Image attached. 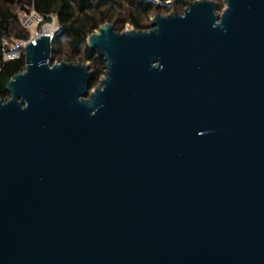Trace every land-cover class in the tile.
I'll use <instances>...</instances> for the list:
<instances>
[{"label":"water","instance_id":"1","mask_svg":"<svg viewBox=\"0 0 264 264\" xmlns=\"http://www.w3.org/2000/svg\"><path fill=\"white\" fill-rule=\"evenodd\" d=\"M105 24V61L24 49L0 100V264H264V0Z\"/></svg>","mask_w":264,"mask_h":264},{"label":"trees","instance_id":"2","mask_svg":"<svg viewBox=\"0 0 264 264\" xmlns=\"http://www.w3.org/2000/svg\"><path fill=\"white\" fill-rule=\"evenodd\" d=\"M174 1V13L178 14H183L188 5L194 2ZM166 7L150 0H0V100L7 101L10 98L6 86L26 65L24 52L18 59L4 60V54L9 50L4 45L5 41L11 43L12 40L30 39L17 11L38 14L42 18L41 27L52 24L53 17L58 18L60 31L53 42L52 63H89L94 73L92 87L100 76L105 75V61L90 51L87 46L88 37L105 24L113 25L119 33L124 32L127 25L136 31L150 30L148 21L152 15L168 12Z\"/></svg>","mask_w":264,"mask_h":264},{"label":"rangeland","instance_id":"3","mask_svg":"<svg viewBox=\"0 0 264 264\" xmlns=\"http://www.w3.org/2000/svg\"><path fill=\"white\" fill-rule=\"evenodd\" d=\"M150 1H154L156 4L160 5V6H167L166 8L168 9V12L164 11L163 16H168V15H172L174 13V9H173V5L175 4L174 0H168L166 2H163L161 0H150ZM194 1H201V0H194ZM215 1V0H212ZM218 6H219V12H222L225 8V3L223 0H216L215 1ZM185 11V10H184ZM182 11V12H184ZM181 13V11H180ZM17 15L21 21L22 27L29 33V35H35V34H39L42 35L45 31L47 27H54V31L56 32V29L59 27V22H58V18L55 16L53 17V21L52 24H50V26H40L39 23V18L37 17V15L34 12H31V14H26L25 12L19 10L17 11ZM155 18L154 15H152V17L150 18V20L148 21L149 26H151L152 20ZM133 29L132 27H130L129 25H127L125 27V31L126 30H131ZM52 62V61H51ZM53 64V63H52ZM89 65V63H87ZM105 78V75L100 76V78L97 80L96 85L92 86L90 91L95 90L96 88L101 86V82L102 80Z\"/></svg>","mask_w":264,"mask_h":264},{"label":"built area","instance_id":"4","mask_svg":"<svg viewBox=\"0 0 264 264\" xmlns=\"http://www.w3.org/2000/svg\"><path fill=\"white\" fill-rule=\"evenodd\" d=\"M34 13H35V12H34ZM30 14H31V13H30ZM35 14H36V13H35ZM36 15H37V17L39 18V19H38V20H39V23L41 24V23H42V18H41L38 14H36ZM46 26H47V25H46ZM48 26H50V25H48ZM58 29H59V27L56 29V31H58ZM59 31H60V29H59ZM44 33H45V32H44ZM44 33H43V34H44ZM58 33H59V32H58ZM58 33H57V34H58ZM57 34H56V35H57ZM40 36H41V35H39V34L31 35L29 41L12 40L11 43L5 41V42H4V45H5L6 47H9V50H7V51L5 52V54H4V60H5V61H11V60H15V59L20 58L21 55H22V53L24 52L25 47L28 45V43H30V42L34 43L35 40H36L37 38H39Z\"/></svg>","mask_w":264,"mask_h":264},{"label":"bare ground","instance_id":"5","mask_svg":"<svg viewBox=\"0 0 264 264\" xmlns=\"http://www.w3.org/2000/svg\"><path fill=\"white\" fill-rule=\"evenodd\" d=\"M56 32L54 31V27H47L46 28V31H45V33L44 34H46V35H53V34H55Z\"/></svg>","mask_w":264,"mask_h":264}]
</instances>
